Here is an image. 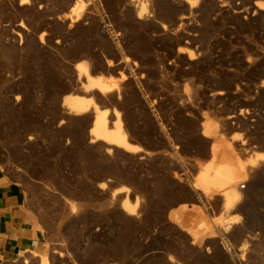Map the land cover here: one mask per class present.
<instances>
[{
	"label": "rangeland",
	"instance_id": "rangeland-1",
	"mask_svg": "<svg viewBox=\"0 0 264 264\" xmlns=\"http://www.w3.org/2000/svg\"><path fill=\"white\" fill-rule=\"evenodd\" d=\"M260 3L0 0V204L47 244L14 264H264ZM80 65L113 89L87 92ZM68 94L93 97L111 128L118 112L140 148L91 140L95 112L70 113ZM227 145L247 171L233 209L198 181Z\"/></svg>",
	"mask_w": 264,
	"mask_h": 264
},
{
	"label": "bare ground",
	"instance_id": "bare-ground-1",
	"mask_svg": "<svg viewBox=\"0 0 264 264\" xmlns=\"http://www.w3.org/2000/svg\"><path fill=\"white\" fill-rule=\"evenodd\" d=\"M259 6L264 8L262 3ZM142 9H145V4H143ZM79 70L80 76L83 73L86 77L84 85L87 92L97 89L101 93L106 94L113 89L112 85H108L102 81L100 75H93L88 66L80 65ZM63 103L68 107V111L74 114H82L91 109L94 110L95 118L90 129V134L92 135L91 140H103L109 145L108 148L110 150L113 145L123 147L130 152H136L140 148L139 145L133 144L130 141L127 132L123 128L120 114L114 111V128H111L109 126L111 121L109 110L100 109L93 97L87 98L75 94H68L65 95ZM256 157L251 160L252 165H256L260 160H264V153L258 152ZM245 179H247L246 165L237 157L231 145H227L222 150V155L214 152L204 168L198 172V181L204 193L222 195L223 205L228 209L235 208L240 201L241 191L239 190V185ZM127 189L125 186L119 187L116 189L115 194L124 193ZM137 206L138 200L134 204H131L127 199L123 202V208L130 214L135 212ZM176 215L179 216L178 213ZM195 222L199 229L205 225L203 218L200 220L195 219ZM62 241L60 240L59 243H62ZM41 264H49L47 258H43Z\"/></svg>",
	"mask_w": 264,
	"mask_h": 264
},
{
	"label": "crops",
	"instance_id": "crops-1",
	"mask_svg": "<svg viewBox=\"0 0 264 264\" xmlns=\"http://www.w3.org/2000/svg\"><path fill=\"white\" fill-rule=\"evenodd\" d=\"M47 252L45 236L18 203L0 204V264H14L29 254Z\"/></svg>",
	"mask_w": 264,
	"mask_h": 264
},
{
	"label": "built area",
	"instance_id": "built-area-1",
	"mask_svg": "<svg viewBox=\"0 0 264 264\" xmlns=\"http://www.w3.org/2000/svg\"><path fill=\"white\" fill-rule=\"evenodd\" d=\"M242 187H245V184L244 183L242 184Z\"/></svg>",
	"mask_w": 264,
	"mask_h": 264
}]
</instances>
